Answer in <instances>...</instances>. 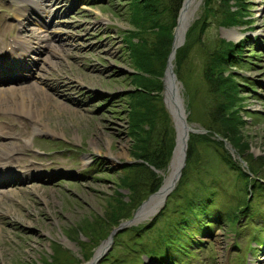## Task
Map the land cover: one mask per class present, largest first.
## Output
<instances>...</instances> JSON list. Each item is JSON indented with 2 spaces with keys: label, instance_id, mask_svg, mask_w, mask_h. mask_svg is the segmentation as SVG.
Masks as SVG:
<instances>
[{
  "label": "rangeland",
  "instance_id": "1",
  "mask_svg": "<svg viewBox=\"0 0 264 264\" xmlns=\"http://www.w3.org/2000/svg\"><path fill=\"white\" fill-rule=\"evenodd\" d=\"M15 1L0 0V44L4 46L19 36L35 37L41 53L36 50L26 54L17 49L15 58L24 59L25 65L19 62L10 65L7 74L15 82L0 84L13 90H30L33 94L30 106L22 113L17 108L0 110V126L10 123L8 134H0V140L18 144L12 146L18 151L10 148L7 160H13L11 166L15 167L12 170L16 177L10 178L11 183L0 177L1 182L5 181L0 186V192H5L0 196V264H44L43 259L51 257L54 242L71 249L84 264L89 259L84 258L81 242L88 238L80 232V227L84 222L93 223L94 218L106 215L110 202H115L111 197L119 188L124 164L134 161L131 154L134 139L129 134L127 113L128 95L134 85L126 37L136 27L128 6L130 0H39V6L53 14L47 25L34 20L36 14L31 4L22 6L24 12L20 17L21 8L18 0V3ZM202 2L197 5L189 27L201 13ZM245 2L246 10L242 12L251 22L223 25L219 23L220 18L210 17L202 39L211 46L219 37L234 41L245 38L243 64L231 69L242 82L243 107L239 114L245 122L240 134L250 145V151L264 159V0ZM18 16L21 21L17 20ZM44 34L51 37L48 46L44 45ZM33 57L40 65L33 66ZM203 63L204 56L194 42L189 57L180 66L181 77L177 74L187 119L199 130L212 126L211 110L218 96L204 79ZM17 67L23 76H28L22 82L15 80ZM33 86L39 90L34 91ZM160 95L176 142L175 122L165 104L163 90ZM188 101L193 103L190 111ZM209 134L212 140L222 141V145L195 139L197 171L182 197L194 196L192 192L199 194V184H213L217 189L213 210L211 217L205 218L211 225L210 228L200 225L202 233L194 237L193 246L189 247L193 256L184 260L187 264H264V193L252 198L250 213L253 215L248 217L247 224L243 212L236 220H228L233 212L231 207L236 209L242 199L239 190L244 180L225 155L240 162V154L228 139L216 132ZM171 162L172 157L166 170L158 171L163 183ZM241 163L251 173L247 163ZM9 165L10 162L5 163L7 168ZM23 176L28 179L21 180ZM119 190L129 193L128 189ZM124 199L128 200V196ZM128 239L130 235L124 234L118 245L109 244L107 249L115 250L116 254L104 264H160L158 259L142 254L141 250L129 249L134 242H127Z\"/></svg>",
  "mask_w": 264,
  "mask_h": 264
},
{
  "label": "trees",
  "instance_id": "2",
  "mask_svg": "<svg viewBox=\"0 0 264 264\" xmlns=\"http://www.w3.org/2000/svg\"><path fill=\"white\" fill-rule=\"evenodd\" d=\"M183 1L130 0L128 3L136 26L132 34L126 37L133 66L131 83L134 89L128 95L130 108L127 113L129 134L134 139L131 149L134 161L124 164L119 188L111 197L115 202H110L106 215L94 218L93 223L84 222L83 227H80V232L83 231L88 238V241L81 242L85 259H89L99 242L106 239L114 227L131 218L141 203L159 190L163 183V177L158 171L166 170L176 142L170 127V116L160 93L163 90L162 77L172 51L174 29ZM246 5L245 0H203L201 13L189 27L186 42L177 49L174 60L175 71L180 76V66L189 57L192 43L199 45L204 56V79L214 94L218 95L215 98L216 106L214 104L211 110L212 126L207 127V130L228 139L251 172L246 171L241 161L234 160L231 155H225L228 163L237 169V175L244 180V186L239 190L242 199L237 203L236 209L231 207L233 212L228 219L230 221L236 220L240 212L247 217L246 221L253 215L250 213L252 198L255 199L260 193H264V159L250 151V145L240 134V127L245 122L239 114L240 107H243L240 98L242 82L238 73L231 69L243 64L245 38L236 42L219 37L210 46L202 39V32L205 31L207 19L210 17L220 18L219 23L223 25L251 22L245 18L246 13L242 12L246 10ZM217 6L219 8H216ZM244 85H248L246 80ZM191 104L193 103L188 101L189 111ZM209 133L190 134L186 165L174 192L168 196L160 212L152 219L117 232L114 237L116 245L122 242L124 234H128L130 239L127 242H134L130 243L129 249L141 250L151 255L154 260L158 259L160 264L188 263L184 258L192 256L189 247L193 246L194 237L202 233L201 227L210 228L211 222L205 221V218L211 217L210 212L213 210L217 192L213 184H199V194L192 192L194 196L189 194L190 197H182L184 188L197 171L194 162L195 139L211 142L207 144L216 142L222 145V141L212 140ZM120 188L128 189L129 193L124 194ZM125 196H128V200L124 199ZM247 223L248 221L245 224ZM146 242H153L155 245L149 246ZM115 254V250L109 251L98 264H104ZM82 260L59 242H54L51 257L43 259L44 264H81Z\"/></svg>",
  "mask_w": 264,
  "mask_h": 264
},
{
  "label": "bare ground",
  "instance_id": "3",
  "mask_svg": "<svg viewBox=\"0 0 264 264\" xmlns=\"http://www.w3.org/2000/svg\"><path fill=\"white\" fill-rule=\"evenodd\" d=\"M200 1L201 0H185L183 7H182V10H181L180 17H179V24L176 28V38H175L176 49L175 50H177V48L179 47L181 40H182V35L185 32L188 24L191 22L190 20H191L194 12L196 10L197 5L200 3ZM15 2L16 3L19 2L17 5L21 8V11L18 13L20 15V17L23 16L22 12H24V10L22 9V6H24L26 4H31V6L33 7V12L36 14V16L34 17V20L37 23H39V24L43 23L44 24V22H45V24L47 25V23L52 21L53 14L49 13V12L47 13L43 6H39L40 5L39 0H18V2L16 0ZM35 7H37L38 9H36ZM45 13H47V14H45ZM54 16H55V14H54ZM17 20L21 21L22 19L21 18L19 19V16H18ZM35 31L38 32L39 28H35ZM34 38L35 37H33V38L31 37V39H27V38L24 39L21 36H19V37L13 39L11 42H7V44L4 46H3V44H0V51H7L8 49L6 47L11 48V50H9V51H14L13 58H11V60H12L11 64L5 58L2 61L0 60V73H3V76L0 78V84H4L6 82L14 81V79L11 76L4 77V75L8 71L5 67V65H8L9 68H10V65H12L15 62H19L23 66L25 65L24 59H22V58L16 59L14 57L17 49H22L23 52L26 54H29L30 52H35L36 50L39 53H41L40 47L37 46V43L34 41ZM50 39H51L50 36H48L46 34L43 35V42H46V44H44L45 46L49 45L47 43V41ZM175 55H176V51H175ZM31 57H32V55H31ZM174 60H175V56H172L171 59L169 60L170 66L173 68H175ZM32 63H33V66H35V67L37 66V64H39L36 57H33ZM29 66L31 67V64L28 65V67ZM18 72H19V74H22V73H20L21 72L20 70H18ZM27 77L28 76H26V78ZM167 79L170 81V76L167 77ZM22 81H23V79L19 76L17 78V82H22ZM175 81L179 85L177 78H175ZM12 90H13V88L0 87V110H4V112H7L8 110H12V108H17L18 111L22 113V112H24L25 108H28L30 106V103H31L30 99L33 97V94H31L30 90H29V92H25L23 90H26V89H21V88H16L13 91ZM33 90L34 91L39 90V87L33 86ZM13 93H16V94H13ZM166 95H167L166 96L167 101H168V103L172 109V113L174 114L176 121H177V124H175V125H177L176 127H178V131H179V144H178V147L176 149L173 161L171 163L170 172L166 176V178L164 179V183L162 184L160 190L158 192H156V194H154L144 204V206L136 213L135 221L144 220L145 218L149 217L150 215L155 213L160 208L161 203L164 200V197L168 194V192L170 191V189L173 186L175 176L177 175L180 164L182 162V151H183V146H184V141H185V131H186V127H184L183 122H182V118L184 117V106H183V103L181 102L180 95L179 94L175 95L171 92V85L169 87L167 86ZM9 124L10 123H8V122L5 123L4 125L1 124L0 134H4V133L8 134V127H10ZM38 127L39 126H35V129L38 130L39 129ZM35 129H34V131H35ZM39 130H41V129H39ZM14 145L17 146L18 144H14L12 141L3 142L0 140V177L5 178L4 180H7L9 183L13 182V179H10V178L16 177V175L13 174L15 172H13V170H12V168H15V167L11 166L12 164H14L13 160H12V162L7 161L10 157L9 156L10 148L13 149L11 151H14V150L18 151L12 147ZM7 162H10V165L8 166V168H7V166H5V163H7ZM24 179H28V177L26 176L24 178V176H23L21 180H24ZM4 184H5V181H2V182L0 181V186H2ZM3 193H5V192H0V196H2ZM109 244H110V242H103L102 245H100L98 248L96 247L97 249L95 251V256H94L93 260H97L100 256H102L103 252L107 249ZM84 264H88V262H86Z\"/></svg>",
  "mask_w": 264,
  "mask_h": 264
},
{
  "label": "water",
  "instance_id": "4",
  "mask_svg": "<svg viewBox=\"0 0 264 264\" xmlns=\"http://www.w3.org/2000/svg\"><path fill=\"white\" fill-rule=\"evenodd\" d=\"M185 2V0H184ZM183 2V4H184ZM183 7V6H182ZM182 10V8H181ZM180 14H181V11H180ZM180 17V15H179ZM179 24V18H178V23H177V26ZM190 23L188 24V26L186 27V30L185 32L183 33L182 35V40H181V43L179 46L183 45L184 42H185V35H186V31L189 27ZM177 26L175 27V36H174V40H173V44H172V51L168 57V62H167V66H166V69H165V73H164V76H163V92H164V101H165V104L167 106V108L169 109L170 113L172 114L173 116V119H174V122L175 124H177V121H176V118L174 116V114L172 113V109L167 101V95H166V90H167V86L169 87L171 85V92L173 94H179L180 97H181V102L183 103V106H184V100H183V97L181 96L180 94V88H179V85L176 83L175 81V78H177V75H176V72L174 70L173 67L170 66V63H169V60L171 59L172 56H175V49H176V46H175V38H176V28ZM170 76V81L167 79V77ZM182 122H183V125L184 127H186V131H185V141H184V146H183V151H182V162L180 164V167H179V170L177 172V175L175 176V179H174V183H173V186L172 188L170 189V191L168 192V194L164 197V200L162 201L161 203V206L160 208L155 212L153 213L152 215L149 216L150 217H153L155 216L161 209L162 207L164 206L166 200H167V197L168 195L171 193V191L176 187V184L177 182L179 181L181 175H182V170L183 168L185 167L186 165V160H187V150H188V140L190 138V133L191 132H207V130L203 129V130H199V129H195L193 128L189 122H188V119H187V114H186V108L184 107V117L182 118ZM177 125H175V128H176V131H177V138H176V146H175V149L173 151V156H172V161H173V158L175 156V152H176V149L178 147V144H179V131H178V127H176ZM172 163V162H171ZM161 188V187H160ZM160 190V189H159ZM158 190V191H159ZM156 191V192H158ZM156 192H154L153 194H151L150 196H148L147 199H145L142 204L136 209L134 215L132 218L128 219V220H125L123 222H121L118 226L114 227L113 230L110 232V235L107 237L106 240H104L103 242H114V237L115 235L117 234V232H119L120 230L128 227V226H131V225H135V224H138L140 223L142 220L140 221H135V216H136V213L144 206V204L154 195L156 194ZM148 218V217H147ZM146 219V218H145ZM95 262V260H92L90 263L88 264H93Z\"/></svg>",
  "mask_w": 264,
  "mask_h": 264
}]
</instances>
